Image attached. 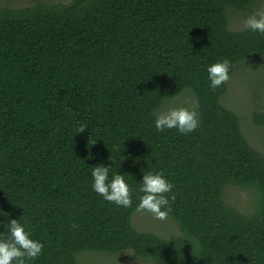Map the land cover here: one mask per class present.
<instances>
[{"label":"trees","instance_id":"obj_1","mask_svg":"<svg viewBox=\"0 0 264 264\" xmlns=\"http://www.w3.org/2000/svg\"><path fill=\"white\" fill-rule=\"evenodd\" d=\"M256 2L0 1V222L21 219L43 243L29 264L127 251L143 264H264V153L223 101L238 66L264 56V33L230 27V10ZM223 59L230 78L213 90L206 67ZM187 92L198 128L158 131L152 113ZM251 116L264 128L260 107ZM101 163L129 175L130 207L92 191ZM142 170L174 185L179 235L134 224ZM230 188L254 195L236 206Z\"/></svg>","mask_w":264,"mask_h":264},{"label":"clouds","instance_id":"obj_2","mask_svg":"<svg viewBox=\"0 0 264 264\" xmlns=\"http://www.w3.org/2000/svg\"><path fill=\"white\" fill-rule=\"evenodd\" d=\"M245 25L253 32L264 33V15L249 16ZM231 62L227 59L218 60L206 67L207 80L213 90L220 87L230 78ZM152 115L158 131L176 129L181 134L196 130L199 126L198 113L193 109L180 106H161ZM83 132V129L80 130ZM111 160V159H110ZM112 161V160H111ZM91 189L103 200L118 207L128 208L133 203V189L128 183L127 174L109 170V166L101 163L91 167ZM139 184V202L137 211L151 213L155 218L164 220L172 211L171 202L174 185L161 171L142 170ZM5 229L0 233V264H29L43 252V243L34 239L21 219H7L0 222ZM198 245V242H195Z\"/></svg>","mask_w":264,"mask_h":264},{"label":"rangeland","instance_id":"obj_3","mask_svg":"<svg viewBox=\"0 0 264 264\" xmlns=\"http://www.w3.org/2000/svg\"><path fill=\"white\" fill-rule=\"evenodd\" d=\"M7 2L9 0H0ZM38 0H11L10 6L24 8L33 6ZM70 0H43L45 3L68 2ZM252 14H238L234 10L229 11L230 27L233 30L247 28L245 21L249 16L264 15V0H257ZM235 13V14H234ZM249 59L238 66L236 73L228 80V92L223 98L224 103L233 111L239 113L242 118V130L249 143L257 150L264 153V128L258 127L253 123L251 113L256 105L264 111V56ZM191 93H183L181 96L168 99L165 106H180L190 109ZM263 95V96H261ZM193 96V95H191ZM254 193L251 190H228V199L234 205L249 204ZM136 227L142 231L158 232L162 236L179 235V226L171 217L164 220L155 218L151 213L139 211L133 219ZM130 251L122 255H106L97 253H84L78 257L79 264H143L131 258ZM128 254V255H127ZM146 264H161L156 260L145 261Z\"/></svg>","mask_w":264,"mask_h":264}]
</instances>
